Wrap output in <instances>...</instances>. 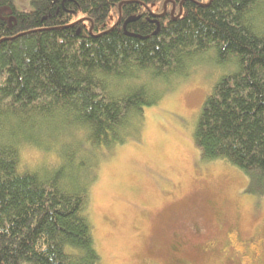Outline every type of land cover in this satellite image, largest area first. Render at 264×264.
<instances>
[{
  "label": "trees",
  "instance_id": "trees-1",
  "mask_svg": "<svg viewBox=\"0 0 264 264\" xmlns=\"http://www.w3.org/2000/svg\"><path fill=\"white\" fill-rule=\"evenodd\" d=\"M32 4L0 0V264H100L88 217L100 148L125 143L211 47L239 70L204 101L195 142L264 182V0ZM143 69L165 86H137Z\"/></svg>",
  "mask_w": 264,
  "mask_h": 264
},
{
  "label": "rangeland",
  "instance_id": "rangeland-1",
  "mask_svg": "<svg viewBox=\"0 0 264 264\" xmlns=\"http://www.w3.org/2000/svg\"><path fill=\"white\" fill-rule=\"evenodd\" d=\"M195 61L143 109L125 143L100 148L88 207L100 264H264V182L225 159H202L194 134L212 68Z\"/></svg>",
  "mask_w": 264,
  "mask_h": 264
},
{
  "label": "clouds",
  "instance_id": "clouds-1",
  "mask_svg": "<svg viewBox=\"0 0 264 264\" xmlns=\"http://www.w3.org/2000/svg\"><path fill=\"white\" fill-rule=\"evenodd\" d=\"M195 59H203L211 66L212 71L207 75L205 83L209 91L225 76L231 75L239 70L238 64L232 57H229L222 64L217 63V53L212 50H205L197 54ZM137 86L145 87L149 91H155L165 86V81L156 77L152 70L143 69L139 72L136 80Z\"/></svg>",
  "mask_w": 264,
  "mask_h": 264
},
{
  "label": "water",
  "instance_id": "water-1",
  "mask_svg": "<svg viewBox=\"0 0 264 264\" xmlns=\"http://www.w3.org/2000/svg\"><path fill=\"white\" fill-rule=\"evenodd\" d=\"M134 20V18H130V19H128L126 22H125V24H124V26L128 23V22H132ZM126 35H130V36H134V35H132V34H128V33H125Z\"/></svg>",
  "mask_w": 264,
  "mask_h": 264
},
{
  "label": "flooded vegetation",
  "instance_id": "flooded-vegetation-1",
  "mask_svg": "<svg viewBox=\"0 0 264 264\" xmlns=\"http://www.w3.org/2000/svg\"><path fill=\"white\" fill-rule=\"evenodd\" d=\"M239 246H241V247H242V246H244V245H243L242 243H240V245H239ZM247 249H248V247H247ZM245 253H246V252H245Z\"/></svg>",
  "mask_w": 264,
  "mask_h": 264
}]
</instances>
